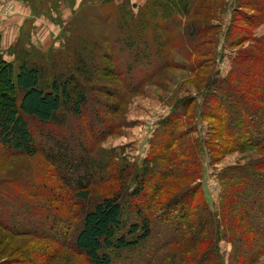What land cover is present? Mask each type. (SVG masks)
Instances as JSON below:
<instances>
[{
  "label": "trees",
  "instance_id": "1",
  "mask_svg": "<svg viewBox=\"0 0 264 264\" xmlns=\"http://www.w3.org/2000/svg\"><path fill=\"white\" fill-rule=\"evenodd\" d=\"M95 1L83 0L72 10L73 17L62 27L69 35H64L65 42L61 38L59 50L44 53L23 35L9 52L18 62L17 76L13 62L5 59L0 32V87H5L0 93V145L28 157L45 154L53 166L59 162L64 175L85 191L80 194L84 201L89 186L109 184L110 196L84 213L73 238L74 249L91 264H224L221 241L231 244L230 264H264V157L219 172L218 208L210 205L198 183L206 170L204 154L215 165L235 152L264 151V34H254L264 27V0H239L238 21L247 29L229 26L225 42L229 46L249 42V46L239 49L225 76L215 70L218 27L195 19L207 8L206 0H142V6L123 0L115 16L97 10ZM30 7L38 10L37 3ZM85 12L104 29L91 25ZM54 21L64 26L59 18ZM175 32L178 37L173 38ZM181 40L186 45L177 61L170 53L180 49ZM51 57L54 63L47 64ZM59 57L70 64L67 70ZM170 69L195 71L199 95L176 100L159 120L152 151L141 166L116 160L114 151H98L96 159L86 152L76 162L69 156V141L56 142L60 148L52 153L36 144L30 119L50 131V136L46 134L50 139L54 129H67L69 119L86 120L88 114L93 118L91 135L108 124L95 139L120 136L126 126L105 124V119L113 121L128 97L143 93ZM105 76L119 87L90 85ZM197 114L201 122L208 121L207 137L199 132ZM103 154H110L106 167L99 161ZM129 178L135 184L131 191ZM178 180L184 184L174 183ZM169 187L174 190L171 194L164 192ZM57 205L58 211L66 212V204ZM3 216L0 246L10 236L61 244L52 235L6 226ZM54 223L60 220L47 224Z\"/></svg>",
  "mask_w": 264,
  "mask_h": 264
},
{
  "label": "rangeland",
  "instance_id": "2",
  "mask_svg": "<svg viewBox=\"0 0 264 264\" xmlns=\"http://www.w3.org/2000/svg\"><path fill=\"white\" fill-rule=\"evenodd\" d=\"M73 1L74 5L71 8L70 5ZM102 1L97 0L93 3L96 9L107 15L113 13V16L118 13L117 5L123 2V0H114V2H117L115 4L109 0L102 5ZM80 2L81 0H35L34 3H26L24 0H0V28L2 29L0 32L4 33L3 52L5 53V59L13 62L15 76L18 75L19 65L9 52L16 46L18 40L23 35H26V39H30L33 46L46 53L48 50L43 49L42 46H45L46 44L44 43H47L50 39L48 32L56 31L55 28L58 27L57 30L58 33L60 30V36L52 49L59 50L62 45L61 38L65 42L64 37L66 33L69 35L68 32L63 31L62 27L66 28L65 24L68 21L66 19L71 15L72 10L79 7L78 4ZM36 3L38 10L33 12V8L30 6L36 7ZM130 3L142 6L144 1L130 0ZM205 6L207 8L203 7L200 15H197L195 19L199 23H210L218 27L215 70L219 71L221 76H225L231 69V59L239 49L249 46V42H246L242 46H229L231 43L225 42V33L229 26H243L238 21L240 19L237 13V10H239V0H206ZM236 8L238 9L236 10ZM90 11H93V8H90ZM132 13L137 14V11H132ZM232 14L233 17L231 19ZM83 15L86 16L89 23L95 28L100 31L104 29V26L94 18L91 19L92 17L87 12ZM57 18L62 21V25L64 26L54 21ZM113 21L112 19L110 24ZM45 25H48V27L45 32H42V28ZM243 28L247 29L245 26ZM105 29L107 31L106 25ZM254 34L257 37L262 36L264 34V27L256 30ZM172 36L173 38L178 37V32H175ZM12 39H15V41L10 45ZM113 41H116V39L113 38ZM178 45L180 49L172 50L170 53L177 61L182 60L179 52L184 49L186 45L185 40H181ZM56 58L55 62H57ZM59 60L64 65V70L70 67L68 61L62 60L61 57H59ZM53 63L54 59L52 57L49 60L47 59V64ZM110 65L112 68L116 67L114 63ZM120 69L122 71L121 63ZM95 84L115 89L119 87V83L115 79L106 76L91 81L90 85ZM199 85L200 80L195 71L168 70L156 80L155 84L152 83L146 86L143 93L128 97V102L120 107V113L112 117L113 121L105 119L107 120L104 122L105 124L110 122L115 126L123 125L126 128L121 131L120 136L110 137L103 141L95 138L106 131L108 124L100 125L98 131L94 135H91L88 127H90L89 123L93 118L89 119L88 117H91L89 114L86 120L69 119L67 129L59 131L54 129V135L51 139L46 136V134L48 136L51 135L50 131L44 129L43 126H39L31 119L28 121L36 144L42 151L47 153L58 152L60 145L56 142L69 141L67 143L68 153L70 157L76 158V162L78 161V157L82 156L85 158L86 152L89 153L91 158H95L94 156L98 151H114L118 156V158L115 157L116 160L121 159L130 164L141 166L142 161L152 151L150 145L152 146V139L156 134L155 131L159 120L168 114L170 107L174 105L176 100L190 95H199ZM3 91H5V87H0V93ZM112 102L110 101V103ZM92 106L94 108L97 107L98 110L100 109L98 102L93 101ZM196 118L198 120L195 122L199 128V132L205 136L209 129L208 121L201 122L198 114ZM183 120L182 123L186 126V118ZM187 120L189 121V116ZM44 155L40 154L35 157H28L18 152H9L0 145V214L4 215L3 218L5 220L2 221L6 226L13 229H16L15 227L17 226L26 231H38L37 234L52 235L61 244L53 245L47 241L10 236V241H6L0 246V264H91L84 254L74 249L73 238H75L81 229L84 213L92 210L103 199L109 197L111 187H109V184L89 186L87 190L89 198L87 201H84L80 196L81 193L85 192L83 188L69 179L67 174L64 175L59 162L57 166H53L52 162ZM109 156L110 154L99 156V161H102L105 167ZM261 157H264V151L235 152L222 157L217 164L212 165L210 164L208 155L204 154L202 158H204L203 164L206 170L204 177L198 180V183L203 184V190L210 205L218 208L220 194L218 174L222 169L229 166L243 165ZM133 179L129 178L128 180L130 191L135 185ZM174 183L177 185L184 184V181L178 180ZM164 192L171 194L174 190L169 187ZM163 196H165L164 193ZM56 201L58 204L64 203L67 205L66 212L56 209L58 206L55 203ZM127 202L132 204L131 200H127ZM54 218H58L60 223L47 224L48 221H54ZM66 219L69 222V229H67ZM64 233L66 234L63 235ZM219 246L225 257V261L223 259L224 264H230L229 254L231 244L221 241Z\"/></svg>",
  "mask_w": 264,
  "mask_h": 264
},
{
  "label": "crops",
  "instance_id": "3",
  "mask_svg": "<svg viewBox=\"0 0 264 264\" xmlns=\"http://www.w3.org/2000/svg\"><path fill=\"white\" fill-rule=\"evenodd\" d=\"M83 0H81V2L78 4L79 6L81 5ZM77 9V8H76ZM72 16V12H71V15L68 16V18L66 20H69ZM48 27V25H45L44 28H42V32H45L46 31V28ZM58 27L55 28L56 31H53V32H48V36H49V40L47 41V43H44L46 44L45 46H42L43 49L45 50H49L50 48H52L56 42H58V39H59V33H60V30H59V33H58ZM0 30L2 31V29L0 28ZM15 39H12L10 45H12L14 43ZM1 46H2V50L4 48V33L2 34V43H1ZM41 47V46H40ZM42 49V48H40Z\"/></svg>",
  "mask_w": 264,
  "mask_h": 264
}]
</instances>
